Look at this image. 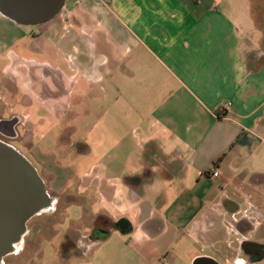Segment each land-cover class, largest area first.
<instances>
[{
	"label": "crops",
	"instance_id": "obj_1",
	"mask_svg": "<svg viewBox=\"0 0 264 264\" xmlns=\"http://www.w3.org/2000/svg\"><path fill=\"white\" fill-rule=\"evenodd\" d=\"M68 2L36 24L0 9V115L24 116L34 152L50 128L81 156L67 163L62 152L56 164L43 153L47 173L75 181L65 219L72 203L85 207L63 229L77 252L59 260L264 262L244 244L264 245V0H75L56 21ZM112 86L122 96L107 106ZM90 97L92 131L124 133L105 150L99 132L72 141L80 121L70 114Z\"/></svg>",
	"mask_w": 264,
	"mask_h": 264
},
{
	"label": "rangeland",
	"instance_id": "obj_2",
	"mask_svg": "<svg viewBox=\"0 0 264 264\" xmlns=\"http://www.w3.org/2000/svg\"><path fill=\"white\" fill-rule=\"evenodd\" d=\"M74 3L75 0H69L68 5L65 9H63L62 14L56 18V21L59 22L63 19L65 20L71 12L72 14H74ZM77 18L78 26L86 24V21L83 17ZM58 22L53 21V24H56ZM112 87V89L110 87V97L104 103L107 106L110 105L113 97L122 96V89L118 90L117 87ZM95 104L91 101L90 97L85 102L83 101V103H81L77 107V113L75 111L70 114V119H76L77 117V120L80 121L75 131H73V133L71 134V137L73 142L82 141L85 142V144H91L94 141H97V135L94 133L99 132L101 136L99 149L105 150L108 142L117 140L120 136L124 135V133H120L118 131H109L106 123L104 125H101L98 129H96V131L93 132V126L95 124V121L97 120V112L94 108ZM21 108L22 107L18 105L16 111ZM10 113L11 111H9V109L6 111L4 110L0 116L4 115V117H7ZM19 129L21 130L22 135H24L20 136L27 147L26 149H24L20 144H18V142H14V146L20 147V150L28 156L27 158L38 169L40 175L45 181L49 195H51L52 202L48 209L30 218L27 223L25 234L16 244L14 251L4 257L2 264H31L35 261H39L38 264H43V260L51 264H69V261H66L64 259L60 261L59 255L69 256L77 252V250L74 247L75 241L72 239L74 237L71 238V236L67 235L70 237L68 239L66 237V234H64L65 232H63V229H66L67 227H69V225L74 223L73 220L83 217L85 207L80 203H72L68 207L70 218L65 219L63 211L66 205L70 202L77 201V198L75 197L76 186L72 185L75 181H73V183L70 181L72 184H66L65 181H63L65 180V178H62L61 182L59 181L60 174L58 173V171H55L56 174L53 173V175L49 174V171L47 173L46 164L50 162V159L47 158L48 156H44L43 153H46L48 155H57L63 152L64 154H66V159L68 160L62 159V161L64 160L67 163H74L76 160H78L77 158H80L81 156L76 153V149H74L75 147L73 149H68L66 147L67 149H65V147L63 148V146H58L57 139L59 135V129L49 130V128L46 138H43L44 135L43 137H41V131L38 132V135L34 142L38 145V147L41 148L42 152H34L31 149V147L33 146L32 141H28V134H25V132L22 131V127H20ZM3 140L10 143L8 139L3 138ZM92 155L94 157L95 154ZM55 160L57 161L55 162ZM51 161L53 163L55 162L56 164H60L58 155L54 156L53 159L51 158ZM57 169L60 170L59 167H57ZM82 172L83 170H81V173ZM55 178H57L56 181L54 180ZM66 194L68 195L65 196ZM78 201H80V199ZM93 207L95 210L99 208L98 201H94ZM260 231L264 234V222L260 227ZM248 260L249 263L247 264H264V262L251 263L249 258Z\"/></svg>",
	"mask_w": 264,
	"mask_h": 264
},
{
	"label": "water",
	"instance_id": "obj_3",
	"mask_svg": "<svg viewBox=\"0 0 264 264\" xmlns=\"http://www.w3.org/2000/svg\"><path fill=\"white\" fill-rule=\"evenodd\" d=\"M64 3L65 0H0V9L20 24H36L54 18ZM51 202L38 169L17 149L0 140V264L14 251L30 218L48 209ZM115 225L122 232L131 230L126 219Z\"/></svg>",
	"mask_w": 264,
	"mask_h": 264
},
{
	"label": "flooded vegetation",
	"instance_id": "obj_4",
	"mask_svg": "<svg viewBox=\"0 0 264 264\" xmlns=\"http://www.w3.org/2000/svg\"><path fill=\"white\" fill-rule=\"evenodd\" d=\"M7 119H11V120L6 121ZM11 121H13V123ZM20 127H22L23 132L26 131V123L24 120V116L22 114L14 112V113H10L7 117H4V115L0 116V140L5 142L3 138L8 139L10 143L9 142H5V143L13 146L20 153H22L25 157H28L20 150L21 149L20 147L14 146L15 145L14 142H18V144H20L24 149H26L27 147L25 142H23L21 138V136H24V135H22L21 130L19 129ZM98 230L103 232V229L102 230L95 229V232H98Z\"/></svg>",
	"mask_w": 264,
	"mask_h": 264
},
{
	"label": "trees",
	"instance_id": "obj_5",
	"mask_svg": "<svg viewBox=\"0 0 264 264\" xmlns=\"http://www.w3.org/2000/svg\"><path fill=\"white\" fill-rule=\"evenodd\" d=\"M246 247V252L251 253L252 259H260L264 256V245L260 246L257 244H251L250 246L247 243H244ZM253 250H252V249Z\"/></svg>",
	"mask_w": 264,
	"mask_h": 264
},
{
	"label": "built area",
	"instance_id": "obj_6",
	"mask_svg": "<svg viewBox=\"0 0 264 264\" xmlns=\"http://www.w3.org/2000/svg\"><path fill=\"white\" fill-rule=\"evenodd\" d=\"M213 176H214V177L219 176V172H218L217 170L213 171Z\"/></svg>",
	"mask_w": 264,
	"mask_h": 264
}]
</instances>
